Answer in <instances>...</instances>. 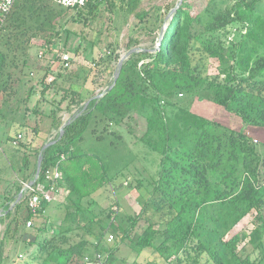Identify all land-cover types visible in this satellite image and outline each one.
Returning <instances> with one entry per match:
<instances>
[{
	"label": "trees",
	"instance_id": "trees-1",
	"mask_svg": "<svg viewBox=\"0 0 264 264\" xmlns=\"http://www.w3.org/2000/svg\"><path fill=\"white\" fill-rule=\"evenodd\" d=\"M109 1L90 0L82 9H67L49 0H17L5 22L0 21V118L2 106L8 110V102L18 94L16 84L21 79L17 73L24 76L30 68L27 54L20 67L10 51L17 50L22 40L26 45L37 37L44 38L40 47L50 51L54 39L72 35L62 25L64 20L69 22L70 13H74L73 23L82 22L86 14L97 18ZM118 1L122 7H131L141 30L152 34L160 8L137 10V0ZM263 2L208 0L205 10L193 15L184 0L160 46L136 50L123 62L111 91L88 102L74 101L77 113L65 125L61 138L60 131L47 149L42 152V146L30 154L34 162L25 155L22 167H10L19 184L5 190L0 223L6 225L5 236L12 234L11 238L15 236L38 254L27 252L29 256L19 264H86V258L96 253L116 264L120 244L125 242L139 256L152 249L162 255L164 264H264V157L251 135L264 130V15L257 11ZM12 41H16L14 49ZM113 54L101 61L108 68ZM211 65L216 74L207 73ZM67 71L61 69L56 81ZM27 75L32 76L31 72ZM46 75L38 80L43 90L48 88ZM34 90L27 92L24 103L31 100ZM66 91L72 100L80 95L75 85ZM195 102L223 108L239 118L242 127L229 128L196 112ZM18 109L8 112L17 114ZM135 116L145 120L146 130L137 138L145 150V167L138 171L140 178L134 187L141 189L146 184L147 199L139 213H124L120 218L118 200L108 209L97 210L93 195L128 177L125 171L135 156L130 161L120 152V131ZM52 118L51 126L60 129L61 120ZM88 131L90 141L95 139L94 147L100 146L77 152ZM18 134L5 140L13 145ZM40 155L43 162L35 185L50 190L46 172L58 166L62 180L57 188H69L65 201L58 204L65 216L57 234L48 233L51 216L46 214L54 201L42 199L32 211L29 197H20L23 184L36 177ZM248 218L254 225L252 231L236 232ZM108 232L116 234L114 247L102 246ZM246 241L252 252L243 256L239 246ZM0 256L3 259V253Z\"/></svg>",
	"mask_w": 264,
	"mask_h": 264
},
{
	"label": "rangeland",
	"instance_id": "rangeland-1",
	"mask_svg": "<svg viewBox=\"0 0 264 264\" xmlns=\"http://www.w3.org/2000/svg\"><path fill=\"white\" fill-rule=\"evenodd\" d=\"M180 0H137L135 5L137 10H150L154 7L160 8V19L152 27L154 30L152 34H147V30H141V26H137L138 21L134 14L130 12L131 7H122L118 0H111L109 4L103 6L100 15L96 17L92 15L84 16L83 21L80 23H73L71 18L74 13H70L69 22L62 21L63 29H69L72 35L66 38L62 35L60 39H54L53 45L64 50H69L76 57V62L67 69V73L63 78L56 81L57 74L60 72L61 67L58 68H44L39 65L37 60V53L40 46L43 45L44 38L37 37L32 40L30 44L21 41V45L17 50L10 51L11 56L16 54V59L20 67L26 58L30 68L26 70V74L21 76L19 72L17 77H20V82L16 84L18 94L13 98L9 104L8 110L2 106V118H0V203L5 200V190L15 187L19 184L16 179L17 175L11 170L12 167L17 168L23 166L24 156H29L32 152L35 153L42 146L49 144L56 138L61 128L68 123L70 118L77 113V106L75 105L79 98L84 102H88L92 97L101 95L103 91L113 82L114 76L118 70V64L130 51L138 49H155L159 46V41L163 37L164 32L171 26L172 17L175 13L176 7L179 5ZM208 0H186L187 8L193 15L202 13ZM257 11L264 15V2L257 7ZM88 17V18H86ZM233 39V36L231 37ZM93 45V47H91ZM12 48H16V41H12ZM24 48V49H22ZM113 54L112 62L108 68L107 62H101L111 54ZM97 63V65H96ZM58 64V63H57ZM43 68V69H42ZM32 76H28L30 74ZM208 74H216V67L214 65L208 66ZM45 77V84L48 86L43 90L42 84L38 83L39 78ZM31 78V79H30ZM70 85H75L80 91V95L68 97ZM34 87L31 100L27 103L23 102L27 92ZM73 101V102H72ZM196 103V102H195ZM73 104V105H71ZM20 109H18V108ZM17 110V114H10L8 111ZM196 112L207 116L221 125L240 129L242 122L239 118L229 114L223 108L216 106L209 102H197L193 108ZM59 118L63 123L60 129L51 126L53 124L52 117ZM4 127V128H3ZM146 130V122L142 117L135 116L133 120L126 121L120 134H123L122 144L120 145V152L128 159L134 157L135 160L130 164V167L125 171L128 175L127 178L118 180V184L107 186L93 195V199L98 203L97 210L108 209L115 204L118 200L121 203L120 218L125 213L136 214L141 211L142 204L146 201L147 193L145 185L138 189L134 187L140 178L139 172L145 167V160H143L144 148L137 143V138L141 137ZM2 131V132H1ZM119 131V130H117ZM130 131L132 134H127ZM3 133V134H2ZM17 133L23 135L22 146H13L5 139L8 136H15ZM255 142H257L259 151L262 152L264 157V130H256L251 133ZM91 131H88L84 138L85 142L78 145L77 152L94 150L100 146L90 141ZM50 138V139H49ZM49 139V140H48ZM33 141V142H32ZM33 143L30 146V143ZM27 147V148H26ZM27 149V150H26ZM33 149V151H30ZM118 155V154H115ZM137 155V156H136ZM32 157V155H30ZM35 157V156H34ZM32 157V162L36 158ZM148 158H150L148 156ZM131 161V159H130ZM148 163V161H147ZM11 167V168H10ZM145 173V172H144ZM147 177L148 173H145ZM132 184V186H131ZM123 185L122 187H120ZM129 189H126V188ZM24 189V185H23ZM116 189L117 193H114ZM140 194L144 197H140ZM62 194H55L54 203L48 207L46 214L51 216V221L48 226L49 234H57L60 229L61 221L65 216L64 210L58 208V204L63 203L64 196ZM116 199V200H115ZM14 205V204H13ZM14 207V206H13ZM12 207V208H13ZM115 209H117L115 207ZM2 210H0V213ZM26 214V213H25ZM31 225V223L27 224ZM20 227V234L22 233L23 225ZM144 226L143 221L141 227ZM254 225L251 218L243 221L236 232L250 233ZM6 225L0 223V253H3V259L0 256V264H19L27 258V252L36 256L37 251L34 248H25L24 244L19 240H15L12 234L5 236ZM140 231L142 229H139ZM110 235L115 237L113 242L108 243ZM78 240L77 237H74ZM116 234L108 232L104 238L102 246L114 247L116 245ZM241 255H246L252 252V246L242 243L239 246ZM29 256V255H28ZM118 261L116 264H164L165 260L162 255L156 253L152 249L143 251L140 256L137 252L133 251L128 242L120 244V251L116 255ZM204 262V260H203Z\"/></svg>",
	"mask_w": 264,
	"mask_h": 264
},
{
	"label": "built area",
	"instance_id": "built-area-1",
	"mask_svg": "<svg viewBox=\"0 0 264 264\" xmlns=\"http://www.w3.org/2000/svg\"><path fill=\"white\" fill-rule=\"evenodd\" d=\"M52 3L62 6L67 9H82L86 7L90 0H49ZM17 0H0V21L1 24L5 22V20L9 17L11 12L13 11ZM37 60L39 65L43 68H53L54 65L56 68L61 67V69H69L71 66L77 61L76 57L69 50H64L63 48H59L55 45H51V50L47 51L40 47L37 53ZM58 63V64H57ZM23 141V135L18 134L16 139L13 141V146H19ZM46 180L51 182L50 190H47L44 185H35L36 181L33 185L30 183H25L24 189L22 191L23 194L29 197L28 205L32 211H36L41 204L42 199H52V194H59L60 190L57 188V185L62 180V173L59 170L58 166H55L49 169L46 172ZM30 226V225H29ZM114 236L110 235L108 238V243L113 242ZM86 264H111L107 260V256L96 253L95 256L90 259L86 258Z\"/></svg>",
	"mask_w": 264,
	"mask_h": 264
},
{
	"label": "water",
	"instance_id": "water-1",
	"mask_svg": "<svg viewBox=\"0 0 264 264\" xmlns=\"http://www.w3.org/2000/svg\"><path fill=\"white\" fill-rule=\"evenodd\" d=\"M183 2H184V0H180V1H179V5L176 7L175 11H176L179 7L182 6ZM160 43H161V41H160ZM160 43H159V46H160ZM135 52H136V50H132V51H130V52H129V53H128L123 59H121V61L119 62L118 70H117V72H116V74H115V76H114V82H113V85L110 86V87H108V88H106V89L103 91V93H101V95L98 96V98H102L105 94H107L109 91L112 90V88L115 86V84H116V82H117V80H118V78H119V75H120V71H121V68H122L123 62H124L128 57H130L133 53H135ZM66 124H68V123H66ZM66 124H65V125H66ZM65 125L61 128V133H62V134H61L60 138H61L62 135H63V130H64ZM51 144H53V143H49V144L44 145V146H43V149H42V152H43L45 149H47ZM42 162H43V157H42V155H40V156H39V159H38V163H37V171H36V177H35L34 181H36V180L39 178V176H40L41 167H42ZM33 184H34V182H31V183H30V185H33ZM22 195H23V193L20 194V197H22ZM1 215H2V212L0 213V216H1Z\"/></svg>",
	"mask_w": 264,
	"mask_h": 264
},
{
	"label": "crops",
	"instance_id": "crops-1",
	"mask_svg": "<svg viewBox=\"0 0 264 264\" xmlns=\"http://www.w3.org/2000/svg\"><path fill=\"white\" fill-rule=\"evenodd\" d=\"M50 139V138H49ZM48 139V140H49ZM31 151H33V149H31ZM34 152H32L31 154H33ZM31 159H32V157H31ZM59 190H60V193L59 194H62L61 196H64L65 198L63 199V201H65V199H66V197L68 196V194H69V188H68V186L67 185H63L62 187H60L59 188ZM55 200V197H54V195H52V199H51V201H54ZM54 203V202H53Z\"/></svg>",
	"mask_w": 264,
	"mask_h": 264
}]
</instances>
